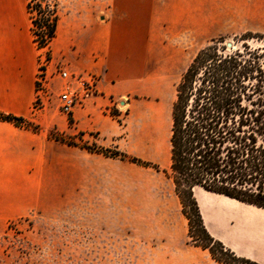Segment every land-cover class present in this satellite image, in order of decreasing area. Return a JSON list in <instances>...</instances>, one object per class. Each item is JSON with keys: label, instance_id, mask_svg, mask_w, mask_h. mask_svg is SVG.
I'll return each instance as SVG.
<instances>
[{"label": "crops", "instance_id": "1", "mask_svg": "<svg viewBox=\"0 0 264 264\" xmlns=\"http://www.w3.org/2000/svg\"><path fill=\"white\" fill-rule=\"evenodd\" d=\"M29 1L0 0V112L38 127L0 120V230L38 209L39 168L55 163L69 168L72 146L50 132L75 139L81 134L88 142L122 149L137 120V134L148 133L158 106L167 104L168 91L175 99L174 75L182 56L176 42L179 33L192 30L191 18L198 17L192 10L195 0H105L98 18L86 15V0H75L77 9L57 19L51 54L64 56L73 71L95 73L98 83L97 92L66 115L54 107L33 109L38 48ZM207 15L201 13L205 19ZM125 103L129 113L120 123L109 109L121 110L119 104ZM194 196L215 239L238 256L264 264V208L199 186Z\"/></svg>", "mask_w": 264, "mask_h": 264}, {"label": "rangeland", "instance_id": "2", "mask_svg": "<svg viewBox=\"0 0 264 264\" xmlns=\"http://www.w3.org/2000/svg\"><path fill=\"white\" fill-rule=\"evenodd\" d=\"M41 1L57 19L77 9L75 0ZM85 4L86 15L97 18L106 9L105 0H86ZM193 8L198 16L191 18L194 26L179 33L176 42L182 56L174 75L175 93L176 83L193 56L213 39L232 41L235 46L242 43L241 36L247 31L264 35V0H195ZM180 9L183 13L184 6ZM204 11L207 19L201 16ZM248 42L252 46L264 44L255 38ZM53 58L67 60L64 56ZM58 83L53 84L56 92ZM171 100L168 91V105L165 101L158 106L148 133L142 137L136 132V119L137 127L128 133L124 149L88 142L81 134L75 139L50 132V137L72 146L69 168L60 163L39 168L38 209L11 219L0 230V264H245L217 249L215 256L228 261L220 262L208 249L195 246L203 239L197 227L192 229L193 237L188 236L187 219L165 174L170 163ZM119 106L121 110L114 106L109 111L119 114L116 118L124 123L129 106ZM46 107L60 112L55 99ZM101 147L118 149L157 167L107 156L98 151Z\"/></svg>", "mask_w": 264, "mask_h": 264}, {"label": "trees", "instance_id": "3", "mask_svg": "<svg viewBox=\"0 0 264 264\" xmlns=\"http://www.w3.org/2000/svg\"><path fill=\"white\" fill-rule=\"evenodd\" d=\"M44 24L45 38L51 40L56 15L46 17ZM253 38L264 41L262 33L247 31L240 45L228 48L224 39H213L199 49L176 83L171 107L170 163L165 174L187 219L188 236L193 237L192 229L197 227L203 239L194 245L208 249L223 263L227 259L216 257L215 250L235 261L260 264L236 255L208 232L194 187L264 208V44L252 46L248 41ZM0 120L38 128L8 113L0 112ZM98 151L157 167L118 149Z\"/></svg>", "mask_w": 264, "mask_h": 264}, {"label": "built area", "instance_id": "4", "mask_svg": "<svg viewBox=\"0 0 264 264\" xmlns=\"http://www.w3.org/2000/svg\"><path fill=\"white\" fill-rule=\"evenodd\" d=\"M28 9L32 20L33 38L38 48L33 109H42L55 99L57 109L63 114L70 115L76 106L97 92L98 76L88 71H73L64 58H53L49 40L45 38L44 24L46 17H52L53 10L41 0H30ZM57 80L59 83L56 92L53 84L57 85Z\"/></svg>", "mask_w": 264, "mask_h": 264}, {"label": "water", "instance_id": "5", "mask_svg": "<svg viewBox=\"0 0 264 264\" xmlns=\"http://www.w3.org/2000/svg\"><path fill=\"white\" fill-rule=\"evenodd\" d=\"M226 47L230 48L233 47V42L232 41H226L225 42ZM121 103H123V101H121Z\"/></svg>", "mask_w": 264, "mask_h": 264}]
</instances>
